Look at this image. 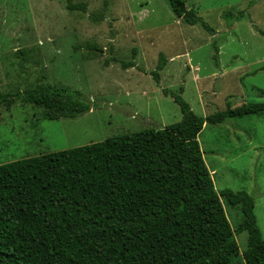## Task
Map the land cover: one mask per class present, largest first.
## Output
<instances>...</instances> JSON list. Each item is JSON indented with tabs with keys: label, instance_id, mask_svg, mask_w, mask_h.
<instances>
[{
	"label": "rangeland",
	"instance_id": "374dc122",
	"mask_svg": "<svg viewBox=\"0 0 264 264\" xmlns=\"http://www.w3.org/2000/svg\"><path fill=\"white\" fill-rule=\"evenodd\" d=\"M185 6L200 23L177 18L167 0H0V99L47 82L90 106L48 120L31 104L0 101V164L175 123L171 94L199 116L227 101L264 102V0ZM197 140L216 191L253 197L264 238V112L204 124ZM221 202L234 229L241 209ZM234 237L243 252L247 232Z\"/></svg>",
	"mask_w": 264,
	"mask_h": 264
},
{
	"label": "trees",
	"instance_id": "16d2710c",
	"mask_svg": "<svg viewBox=\"0 0 264 264\" xmlns=\"http://www.w3.org/2000/svg\"><path fill=\"white\" fill-rule=\"evenodd\" d=\"M167 1L177 18L200 23L186 0ZM164 65L160 57L150 72L156 83ZM79 95L46 82L0 101L54 120L88 111ZM171 96L175 123L0 164V264H264L253 197L216 191L197 140L204 124L262 113L264 102L227 101L199 116ZM221 198L241 209L234 229ZM243 231L240 253L234 234Z\"/></svg>",
	"mask_w": 264,
	"mask_h": 264
}]
</instances>
